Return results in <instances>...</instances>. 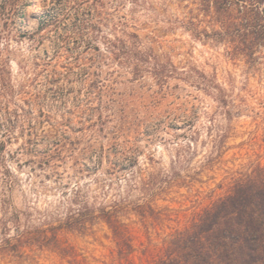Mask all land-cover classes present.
Wrapping results in <instances>:
<instances>
[{
    "label": "rangeland",
    "instance_id": "obj_1",
    "mask_svg": "<svg viewBox=\"0 0 264 264\" xmlns=\"http://www.w3.org/2000/svg\"><path fill=\"white\" fill-rule=\"evenodd\" d=\"M81 3L0 0V142L12 155L16 203L40 212L37 220L64 215L79 188L97 204L122 199L128 210L146 203L153 213L123 219L126 254L96 221L85 232L62 230L61 249L28 248L16 262L0 255V264H154L235 181L264 168V64L230 60L223 44L186 29L197 18L211 33L194 0ZM93 21L102 26L98 51L86 49L91 33L79 28ZM129 33L151 55L148 64L107 54L104 37L128 41ZM156 63L182 75L160 85ZM28 139L33 152L23 150ZM54 143L64 158L58 176L30 163Z\"/></svg>",
    "mask_w": 264,
    "mask_h": 264
},
{
    "label": "trees",
    "instance_id": "obj_2",
    "mask_svg": "<svg viewBox=\"0 0 264 264\" xmlns=\"http://www.w3.org/2000/svg\"><path fill=\"white\" fill-rule=\"evenodd\" d=\"M72 1L84 4L88 0ZM130 1L134 4L139 0ZM194 1L197 11L210 19L211 33L197 28V18L188 20L184 24L186 29L196 37L204 34L214 43L223 44L230 60L242 59L248 66L264 64V0ZM101 27L96 21L79 27L91 33L86 49L98 51L94 39ZM126 37L128 41L118 38L111 41L104 37L107 54L115 57L123 55L128 60L148 64L151 55L140 50L139 37L132 33L126 34ZM86 59L89 67L95 61L93 57ZM87 67L80 69L85 71ZM169 68L156 63L154 77L160 85L166 83L170 75H182L172 65ZM136 71L140 72V69ZM212 89L217 93V101L225 104L223 91L218 86ZM26 125L31 133V123ZM6 133H9L10 139L11 130L6 129ZM6 143L0 142V255L16 262L28 248L61 249L59 233L62 230L85 232L96 221H102L109 227L118 240L122 254L132 249L123 219L129 211L140 217L150 216L153 213L150 205L137 204L128 210L131 202L122 199L108 205L97 204L95 197L82 193L78 188L68 199L64 215L57 210L37 220L34 215H41L40 212L27 204L18 206L16 203L14 191L18 182L6 162V158H12L10 153H6ZM32 144V140L28 139L23 150L33 152L30 148ZM113 145L109 150L117 152V142L114 141ZM54 146V149L36 152L38 160L30 163L41 170L50 169L54 176H58L55 171L64 163V158L59 143H54ZM144 186H147L145 182ZM154 264H264V168L258 167L235 181L225 197L205 209L188 228L172 236L164 255Z\"/></svg>",
    "mask_w": 264,
    "mask_h": 264
}]
</instances>
